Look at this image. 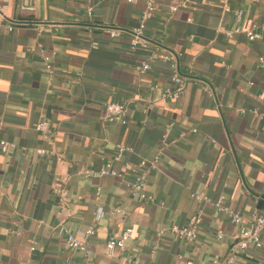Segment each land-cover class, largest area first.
Masks as SVG:
<instances>
[{
  "label": "crops",
  "instance_id": "obj_1",
  "mask_svg": "<svg viewBox=\"0 0 264 264\" xmlns=\"http://www.w3.org/2000/svg\"><path fill=\"white\" fill-rule=\"evenodd\" d=\"M180 1L154 0L146 35L155 48L131 50L127 34L110 40L108 29L136 27L144 0H0V141L14 145L0 151V264H210L239 233L214 208L218 198L245 224L264 212V119L252 113H264V0H191L170 13ZM10 21L22 24L8 31ZM240 24L259 38H228ZM166 55L175 56L185 90L152 103L161 95L152 86L171 85ZM150 56L151 69L139 74ZM111 101L127 107L126 124L103 121ZM42 120L47 138L35 130ZM170 123L171 136H183L148 172L153 201L133 199L125 183L156 155ZM118 145L128 149L113 163L120 176L97 177ZM197 213L193 244L157 236ZM128 227L132 238L109 255L107 241ZM91 228L89 256L67 247L66 232L81 239ZM261 239L235 264H264V230Z\"/></svg>",
  "mask_w": 264,
  "mask_h": 264
},
{
  "label": "built area",
  "instance_id": "obj_2",
  "mask_svg": "<svg viewBox=\"0 0 264 264\" xmlns=\"http://www.w3.org/2000/svg\"><path fill=\"white\" fill-rule=\"evenodd\" d=\"M127 3L134 4L137 0H123ZM191 3V0H181L179 3L174 4L169 7V12L174 13L177 11L179 7L187 6ZM24 9H29V7L25 4ZM155 3L154 0H144V9L141 13L138 25L130 30H123L120 28H110L108 29V38L110 40H119L124 37L125 34L129 37V47L131 50H150L155 48V45H152V42L148 39L147 32V23L151 20L155 13ZM234 16L237 22H241L243 19V12L236 11ZM3 15L0 13V24L2 23ZM191 22V20H187ZM22 23L19 21H10L5 26L8 31H12L14 27L17 25H21ZM44 30L39 29L38 32L41 33ZM235 34H244L248 40L253 41L259 38V34L255 31V27L251 26L249 28H244L241 24L237 25L232 31L227 32L226 35L228 38H232ZM190 41L192 38L189 39ZM95 47L96 44L94 43ZM45 61V71L48 74H53V68L50 64L49 56H44ZM151 56L140 65L135 67V70L139 74H144L151 69ZM163 61L168 63L170 70L172 71V76L170 78L171 85L164 88H159L158 86H152L150 89L161 91V95L157 99L150 100V102L154 103L156 101H176L178 100L185 90V80L182 78L178 72L176 71L175 65V56L166 55L163 57ZM258 66L264 70V59L259 58ZM204 91L206 93H210V90L207 86H204ZM127 107L120 102H107L104 106L103 113V121L106 123H119L126 124V114ZM254 116L260 119H264V113L258 114L256 111L252 112ZM174 128V124L170 123L166 125L163 129V133L160 139V144L158 148V152L156 155L150 160H142L139 162L137 166V171L134 173L132 180H129L125 183L128 192L130 193L133 199H137L139 201H153V196L148 194L147 191V176L148 172L152 169H156L159 163L161 162V156L163 151L175 144L183 134H180L179 137L173 138L171 136L172 129ZM35 130L42 134L44 138H47L50 135V124L46 120H42L41 122L35 125ZM193 130L192 132H194ZM14 145L5 141H0V151L5 153L8 149L13 148ZM128 149L123 145H118L116 147V153L112 157V159L104 164V166L100 169V171L95 174L97 177L103 176H120L116 170L113 168V163L118 162L122 154ZM37 155H46L48 152L42 149H37L35 151ZM94 176V175H93ZM65 196V192H63V197ZM191 197L197 199L199 202H207L211 203L206 197H203L196 192L191 194ZM214 208L227 216L231 223L237 225L239 227V233L236 238V242L230 247L228 252L223 255H214L210 261V264H235L236 259L241 254L245 253L250 248L258 249L262 246V232L264 230V212L260 214L252 215V219L247 224L243 223L242 217L237 212L233 211L228 205L224 203V198L220 197L217 201L213 203ZM115 213H121L120 210L115 209ZM103 217L102 209L97 210V219ZM202 224V217L199 213L191 216L188 219L187 225L182 227L173 226L167 230L161 229L157 232V236L160 237L166 233L171 234L179 240L186 241L189 244H193L197 237V232ZM94 230L88 229L85 232L83 238L78 239L74 237L69 232H66V245L70 249L77 251L85 256H89L90 252L87 248L86 240L92 236ZM133 229L131 227L125 228L124 231L115 237H111L106 243V251L109 255H112L116 250H122L128 240L132 238ZM221 233L217 234V237L220 238Z\"/></svg>",
  "mask_w": 264,
  "mask_h": 264
}]
</instances>
